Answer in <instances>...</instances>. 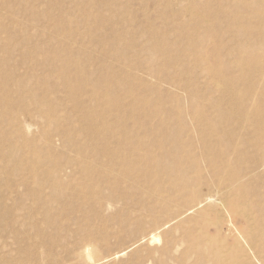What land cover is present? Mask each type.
<instances>
[{"label":"rangeland","instance_id":"obj_1","mask_svg":"<svg viewBox=\"0 0 264 264\" xmlns=\"http://www.w3.org/2000/svg\"><path fill=\"white\" fill-rule=\"evenodd\" d=\"M114 1L118 4L114 10L104 7L105 11H102V15L106 14V20L118 23L114 29L110 30L106 21H87L86 24L65 32L64 36H59L71 38L68 48L60 53L71 56V51H77L79 61L84 64H98L99 58L103 57L104 62L99 63L93 70L104 72L106 64H109L114 70L123 67L128 72H134L130 63L122 64L121 60H113L117 59L116 52L113 51L115 49L102 53L98 49H107L109 46L106 47L101 40L90 39L95 33L105 32L107 43L113 41L127 47L124 51L132 56L131 60L136 59L138 62L135 66L138 70L133 73L134 78H125L123 82L135 85L131 90L137 89L136 86L143 82L152 83V89L157 93L154 107L147 106L143 100L125 91V103L136 100L137 111H132L134 114L113 110L114 98H111L104 102L105 110L101 115L91 107L88 117H85L68 102L71 90L61 89L57 93L64 101L63 123L66 126H75V131H72L74 136L67 148L55 140V149L61 151L59 159L64 158V167L59 168L61 180L67 183L79 179L77 186L81 185L84 191L72 195L68 200L71 220L59 218L57 223L51 222L52 232L55 234L52 239L40 236L37 231L32 236L22 234L21 239L3 235L0 240V264H211L208 262L206 249L213 243L215 236L218 237L217 242L226 244V250L231 252L233 236L240 238L247 221L248 226L258 234L264 233V157L261 156L264 149V72L255 61L239 63V54L233 51L234 43L231 42L235 30L242 27L236 24V17L239 19L241 15H247L257 19V13L246 14L236 9L239 2L250 3L252 0L203 1V7L214 12L210 22L203 21L196 13L201 7L194 5L191 0H170L169 5L166 0H132L131 6L125 0ZM217 1H223L225 5L221 10L217 8ZM66 4L70 6L72 1ZM67 5L64 6L65 10L73 11ZM92 7L95 5L87 7L86 11L95 17L98 13ZM39 13L42 15L41 10H38ZM48 13L61 22L60 10L48 8L45 14ZM0 14L7 17L9 11L1 8ZM213 21H217L216 36L220 39L216 41L213 37L207 42L209 48L215 47L218 55L226 56L232 63L231 77L226 79L216 76L215 73H211L215 78H209V75L206 78L208 69H214L211 66L213 61L198 57V42L201 38L198 37L200 31L196 28ZM149 28L153 32L148 31ZM161 30L166 39L160 33ZM257 30V25L254 29L248 28L243 32L242 42L264 43V37L255 39L251 35ZM0 33L5 36L1 27ZM149 47H153L157 63L156 73L147 71L150 69V63L146 62ZM51 49L44 55L50 54ZM175 53L177 60L173 58ZM12 57L9 53L2 52L0 81L8 80L7 73L10 71L6 65ZM18 58L15 57L11 63H16ZM151 66L152 69L153 65ZM165 67L168 73L163 74L162 69ZM69 70L70 67L64 64L62 76ZM84 71L87 70L78 72L79 77ZM220 71L216 72L221 74ZM48 73L49 70L44 71L42 76ZM174 76L177 77L173 79ZM17 89L24 91L26 87ZM17 89L14 88V92L8 95L0 89L3 101L15 100L13 97ZM87 97L82 95L81 100ZM104 97L94 95L90 99L105 100ZM175 105L177 116L181 112V117L188 123V128L181 134V143L185 146L182 155L189 181L184 182L182 188H179L177 181L174 184L158 180L163 175L158 177L159 172L153 166L154 159H149L148 154L146 155L149 142L146 145L145 142L135 145L133 139L139 136L141 127L131 124L138 119L137 121H144L147 127H151L153 124H149V121L156 123L162 116L165 118L164 109L167 106L173 108ZM145 108V116H139V109L142 112ZM32 112L28 111L26 116H31ZM1 115L0 110V117ZM113 117L116 119L113 128L109 131L98 129V120ZM26 119L30 121L27 141L37 143L39 126L31 119ZM213 121H221L219 129H213ZM158 126L159 124L152 128L151 133L146 131L144 136L147 138L152 134L159 135ZM1 132L3 128L0 127V134ZM8 132L10 133L0 136V170L4 173L18 167L16 164H8L4 153L10 147L8 142L13 140L16 133L14 128ZM107 136H110L107 141L111 143L112 149L104 151L103 138ZM110 160L117 165L110 167ZM144 166L151 175L145 176L142 173L138 176V169ZM48 167V163L37 165L36 172ZM123 170L127 172V177L123 175ZM16 173L15 183H23L22 187H28L35 174L23 168ZM96 175H99L97 181ZM107 175L109 178L103 183L101 176ZM65 185L67 184L62 186ZM106 185L112 189L106 193L110 195L111 201L100 203L96 200L98 196L95 190ZM157 185L160 186V194L156 192ZM191 193L198 196L197 200L192 203L183 202V195ZM0 199L2 205L6 204L0 207V211L13 219L14 208L6 203L7 198L4 196H0ZM79 199L85 205L73 206ZM211 199L215 201L212 202ZM201 200L203 201L199 205L209 209L207 218L203 222L197 216L194 219L196 222L189 228L184 219L186 216L195 215V212L192 213L193 209L180 216L173 209L193 206ZM229 202L236 204V213L226 211ZM163 208L167 210V216L164 219L158 218L156 211ZM148 209L155 210L151 212V216L146 212ZM45 212L52 215L53 220L58 218L56 207ZM242 212L250 213L248 219ZM151 219H155V222L150 221ZM189 229L198 232L196 244L200 249L197 247L193 250L189 246L185 238ZM154 232L160 234V240L151 242L149 237ZM125 234L129 235V239L125 238ZM120 236L125 240L124 243L117 241ZM2 241L6 244L5 247H2ZM250 255L252 256L251 253ZM252 259L254 264H262L256 256H252Z\"/></svg>","mask_w":264,"mask_h":264},{"label":"bare ground","instance_id":"obj_2","mask_svg":"<svg viewBox=\"0 0 264 264\" xmlns=\"http://www.w3.org/2000/svg\"><path fill=\"white\" fill-rule=\"evenodd\" d=\"M68 1H72L70 6L66 4ZM125 1L129 6L133 5L132 0ZM203 1L205 0H191L194 5L201 7L198 8L196 13L203 18V21L210 22L214 12L210 9H205L203 7ZM170 3V0H166L167 5ZM217 4L219 10L225 6L223 1H217ZM39 5H41V8ZM65 5L73 11H66ZM92 5H95L92 8L98 13L95 17H92V14L86 11V8ZM117 6L118 4L114 0H0V9L6 8L9 11L7 17H3L0 14V27L5 32V36L0 33V56H2L3 51L13 56L6 65L10 71L7 73L8 80L0 81V89H3L5 95H8L14 92V88L26 87L24 91L17 89L13 97L16 98L15 100L10 99L9 102H4L3 96H0V110L2 111L0 127L3 128L0 136L3 137L5 134H9L10 132L8 130L12 128L16 131L14 137H12L13 140L8 142L10 147L6 148L4 153L8 164H16L18 166L16 170L12 169L9 173H4L0 170V196L7 198L6 203L11 204L14 208L13 219L7 213L0 211V240L3 235L21 239L22 234L27 233L32 236L36 231L40 233V236L52 239L55 234L52 232L51 222L57 223L59 218L71 220L68 200L72 195L80 194L84 191L81 185L77 186L79 179L67 183L61 180L59 168L62 169L64 167L62 161L64 158L62 157V160L59 159L61 151L55 149V140L59 141V145L67 148L74 136L72 131H75V126H66L63 123L65 114L63 113L62 105L64 101L57 94L61 92V89L72 91L71 98L69 97L68 102L73 104V109H76L77 112L85 117H88L87 113H89V108L91 107L100 112L99 115H101L102 111L105 110L104 102L111 98H114L112 103L113 110L116 109L117 112L125 111L134 114L132 111H137L136 100H130L128 101L129 103H125L123 101V93L125 91H129L135 98L143 100L147 106L154 107V100L157 98V93L152 89V83L143 82L141 85L136 86L137 89L131 90L130 88L135 87V85L125 84L123 82L125 78H134L133 73H136L138 70V68H135L138 62L136 59L131 60L132 56H129L124 51L127 47L119 45L118 43L115 44L113 41L107 43L105 32L95 33L93 38L90 39L101 40L105 43L106 47L107 45L109 46L107 49H98L102 53L115 49L113 51L116 52L117 57L115 58L117 59L113 60H121L122 64L130 63L134 67L132 68L135 70L134 72H128L123 67L114 70L109 64H106L107 67L104 68V72L99 69L93 70L99 63L104 62L103 57L99 58L98 64H84L79 61V53L77 51H71V56L60 53L65 48H68V41L71 38L69 36L59 38V36H64L65 32L82 26L87 21L94 23L106 21L110 27L109 29H114V26L118 23L113 22V20H106L104 16L106 14L102 15V11L110 7L111 10H114ZM48 8L60 10L62 13L61 22L55 20L50 13L45 14ZM236 9L244 11L246 14L248 12L257 13V19L247 15H241L239 19L237 17L235 18L236 24L242 25L241 29L235 30L231 38V42L234 43L233 51L239 54L237 61L239 63L255 61L259 65L260 70L264 72V43L242 42L243 32L247 31L248 28L254 29L256 25L258 30L252 32L251 35L255 39L264 37V0H252L250 3L239 2ZM38 10L42 11V15L40 13L38 14ZM75 12L77 13L75 14ZM207 24L206 26L202 25L196 28L198 32L200 31L198 37L201 38L198 42L200 51L198 57L211 59L213 61L211 66L215 69L209 68L205 77L207 78L209 75V78H215L211 75V73H215L216 76L225 79L229 78L232 74L230 69L232 63L229 62L226 56L218 55L215 47L209 48L210 46L207 42L209 38L213 37L216 41L220 39L216 36L218 29L217 21ZM148 31H152V29L149 28ZM160 33L166 39L162 30ZM63 41L65 42L62 43ZM80 44L82 45L83 42ZM50 49L51 53L44 55ZM153 53V47H149L146 62L150 63V69H147L150 73H156L157 68ZM15 57L19 58L16 60V63L12 64L11 60ZM173 58L177 60V53H175ZM64 64H67L70 70L63 77L62 66ZM151 64L153 65L152 69ZM48 70L49 73L42 76L43 72ZM83 70L87 71H84L83 75L79 77L78 72ZM162 71L163 74L168 73L166 67ZM216 71H220L221 74ZM176 77L174 76L173 79ZM4 83L8 84L4 85ZM82 95L88 97L81 100ZM94 95H98V97L103 95L105 96V100H101V98L91 100L90 97ZM30 110L33 112L28 117L26 113ZM146 113V108L142 112L140 109L138 111L139 116L144 117ZM164 113L165 118L162 116L160 121L156 123L148 122L149 124H153L151 127H147L146 122L143 123L144 121H137L138 119L132 121L131 124L141 127V132L136 139H133V143L135 145H141L145 142L146 145L149 142V148L146 151L148 153L146 155L148 154L149 159H154L153 166L159 172L158 177L163 175L158 180H166L168 183L172 182L174 184L177 181L179 188H182V184L189 181L185 169L184 156L182 155L185 146L181 143V134L188 128V123L181 117V112L177 116V105L173 108L167 106L164 109ZM26 118L31 119L39 126L37 133L39 141L37 143L27 141L26 137L29 135L30 130L28 124L30 121H27ZM115 122L116 119L113 117L98 120L96 123L99 130L109 131L113 128ZM220 123L221 121H213V129H219ZM158 124L160 134H152L146 138L144 136L145 132L148 131L147 133H151L152 128H156ZM108 139H110V136L103 138L104 151L112 149L111 143L107 141ZM121 141L127 142L125 139H121ZM261 156L264 157V149L261 151ZM45 163H48L49 167L41 172H36L37 165ZM108 163L110 167L115 166V164L117 165V163L111 160ZM30 164H34V166ZM20 168L29 170L30 173L35 172L28 187H22L23 183H15L14 176ZM122 173L125 176L127 172L123 170ZM142 173L145 176L151 175L145 170V166L143 168L140 167L137 171L138 176H141ZM235 175L239 176L238 173ZM98 176L96 175V181ZM108 178L109 175L101 176L103 183ZM63 184L67 185L63 187ZM108 187L110 186L106 185L102 186V188L98 187L95 190V194L98 196L96 200L100 203L111 201L110 195L106 193L112 189ZM159 188L160 186L157 185V194H160ZM197 197L195 193H191L190 195H183L182 200L183 202L192 203L197 200ZM202 201L195 202L193 206L173 209V211L179 212L178 215L180 216L188 210L193 209L192 213L195 212V215L186 216L184 219V222H187L190 228L191 224L196 222L194 219L197 216L203 222L207 218L209 209L199 205ZM210 201L213 202L215 199H211ZM3 205L6 204L4 203ZM3 205L0 199V207ZM82 205H85V203L80 199L73 203V206L76 207H81ZM53 207L58 208V218L56 220H53V216L45 212ZM235 209L236 204L229 202L226 211L231 210L236 213ZM153 211L155 210H146L150 216ZM242 213L247 219L250 216V213ZM156 215L158 218L163 217L164 219L167 216V210L165 208L157 210ZM213 215L215 216L216 214L213 213ZM150 221L155 222V219H151ZM247 222L246 227L241 232L240 238L233 236V247L231 248V252L233 253L234 251L233 254L226 250V244L218 243V237L215 236L213 243L206 249V253L209 256V263L254 264L252 256H256L264 264V233L258 234L252 227L248 226L249 224ZM12 229H17L18 231L15 232ZM124 232L127 233L126 231ZM122 238L120 236L117 241L124 243L125 240ZM125 238L129 239V235L125 234ZM185 238L193 250L200 247L196 244L198 232L189 229ZM149 240L151 242L160 240V234L154 232L150 235ZM5 245V243L2 244V247H5ZM236 252H238L237 255H235Z\"/></svg>","mask_w":264,"mask_h":264}]
</instances>
